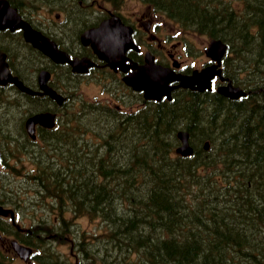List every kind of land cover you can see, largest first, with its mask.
I'll return each mask as SVG.
<instances>
[{
  "label": "trees",
  "instance_id": "obj_1",
  "mask_svg": "<svg viewBox=\"0 0 264 264\" xmlns=\"http://www.w3.org/2000/svg\"><path fill=\"white\" fill-rule=\"evenodd\" d=\"M10 1L27 11L48 4ZM60 1L79 19L80 0ZM143 1L186 30L226 41L225 74L252 85L250 91L230 99L180 90L129 113L94 104L84 118L86 104L59 107L15 90L8 103L0 89L7 109H0L6 143L0 151L7 146L23 168L6 164V173L22 175L34 194L11 188L2 176L0 191L12 203L26 198L57 214H34L29 231L13 233L40 250L35 264H264V0ZM53 106L60 108L58 125L39 129L37 147L23 120L12 116ZM15 121L18 137L10 131ZM184 127L195 149L190 156L176 151V132ZM82 217L97 223L79 228ZM61 239L75 251L70 260L55 248ZM4 259L0 264H11Z\"/></svg>",
  "mask_w": 264,
  "mask_h": 264
},
{
  "label": "flooded vegetation",
  "instance_id": "obj_2",
  "mask_svg": "<svg viewBox=\"0 0 264 264\" xmlns=\"http://www.w3.org/2000/svg\"><path fill=\"white\" fill-rule=\"evenodd\" d=\"M83 1L80 0L83 8H81L82 12L77 20L72 19V14L68 11V8L62 5L63 10L55 14L56 18H53L55 22L59 21L60 24L58 27L49 25L45 29L33 21L31 22L36 28L49 36L50 39L54 40L60 49L68 52L71 58L77 57L79 60H82L83 66L87 65L86 69L82 67V70H75L70 62H57L53 58L44 55L31 43L23 42L21 38V34H23L22 29H11L9 27L0 29V35H2L0 36V40L14 37V46H17L21 40L22 45L29 48L30 51L25 57L15 59L10 44L2 42L0 46L6 52L7 61L13 74L20 77L34 91L40 90V71L47 69L50 72L49 84L66 96V102L69 103L74 96H79V86L84 81H93L100 86L104 93H108L106 95L108 98L107 102L99 99L95 101L99 104L115 107L121 113H129L146 105L149 106L152 100L163 101L165 99L164 96L160 99L147 98L144 89H136L125 81V77L137 71L140 66L148 65L151 55L155 63L171 67L176 73L182 74H190L195 69H202L215 62L205 53V48L202 50L205 56L203 53L199 55L197 52L198 56L195 59L200 60V62L197 63L196 60H193L192 55L196 54V51L191 46L192 38H190L189 34H184L185 30L180 23L175 22V20L168 17L163 11L156 9L146 1L139 0L140 2L135 4H125V2L121 4L109 3L110 7L106 8L99 4V2H94L93 0L91 2ZM60 14L64 15V19L58 18ZM111 15H117L119 17L120 23L122 24L121 35L123 41L126 42V39H130L131 37L132 45L126 47L122 55L115 54L110 61L100 57L95 52L92 43H84L82 34L89 28L100 26ZM30 18H33V14ZM169 24H173V26ZM31 54L34 55L32 56ZM35 55L38 58H35ZM224 61L225 57L222 60L221 67L224 78H226ZM110 62H112L113 66L110 65ZM219 79L220 76L214 77L212 89L199 90L197 88H189L191 90L188 91L206 95L212 92L211 90H216L218 86L226 83L224 80L220 81ZM174 83L177 84L178 81L173 80L172 84ZM0 87L6 90L11 97H13L12 89L16 90L19 94L31 95L21 91L12 83L1 85ZM179 88L181 87L174 88L172 95ZM32 96H34L35 100L38 99V101H43L45 104H57L55 99L45 94ZM80 97L77 99L74 98L73 102L77 105L83 103L88 107H92L91 105L95 104H89L86 99H84V102ZM119 100L123 103H118ZM19 104L18 107L24 109L20 100ZM125 104H129V108H126ZM25 115L26 119L29 114L25 112ZM41 128L45 127L38 125L37 131L39 132ZM6 218L0 217V221L6 222ZM20 229L21 227L18 226V230ZM11 240L12 237L5 234L0 238L2 246H8L12 249ZM21 243L27 245L23 241ZM15 255L23 262L30 260H24L19 254L17 255L15 253Z\"/></svg>",
  "mask_w": 264,
  "mask_h": 264
},
{
  "label": "water",
  "instance_id": "obj_3",
  "mask_svg": "<svg viewBox=\"0 0 264 264\" xmlns=\"http://www.w3.org/2000/svg\"><path fill=\"white\" fill-rule=\"evenodd\" d=\"M6 27H10L11 29L22 28L25 39L55 61L70 62L75 70H82V67L83 69L87 68V65H82V60L70 59L68 53L60 50L53 40H50L49 37L34 29L32 25L18 13L17 8L10 5L8 0H0V29ZM121 28L122 24L120 23L119 17L113 15L109 19L103 21L100 26L86 30L82 34V40L84 43H92L95 52L98 53L100 57L111 61L115 54L122 55L125 48L132 45L131 37L130 39H126V42L123 41ZM226 50L227 44L223 40L213 38L206 48V53L217 61L216 64L207 66L201 71H195L192 75L175 73L169 67L156 64L151 55L150 63L140 66L137 71L130 73L125 77V81L136 89H144L146 97L151 99H160L164 95L170 98L171 91L174 88V85L170 83L173 80H180L179 85L183 87L198 88L200 90L211 88V80L216 75H221V69H217V67L221 64ZM110 65L113 66L112 62H110ZM49 78V71L46 69L41 70L39 73V84L44 92L34 91L26 86L18 76H14L11 73L6 61V53L0 50V84L13 82L24 92L30 94L46 93L59 104H62L65 97L48 85ZM218 91L231 98H237L245 94L240 87L234 86L231 82L220 86ZM56 117V112L51 110L34 113L26 120L28 134L35 139L37 136V124L52 128L56 124ZM177 137L180 140L177 152L182 155H191L194 152V148L190 143V132L186 129H180L177 131ZM205 147L209 148L208 141L205 143ZM9 212L14 215L12 210L0 205V214L6 215ZM12 243L21 257L26 259L29 256L31 248L21 245L17 241H13Z\"/></svg>",
  "mask_w": 264,
  "mask_h": 264
},
{
  "label": "rangeland",
  "instance_id": "obj_4",
  "mask_svg": "<svg viewBox=\"0 0 264 264\" xmlns=\"http://www.w3.org/2000/svg\"><path fill=\"white\" fill-rule=\"evenodd\" d=\"M46 1H48L47 6H45V7L40 6V7H36L35 9L32 8L31 11H28V13H26V11H24V14L30 15V16L33 14V22L35 24L45 28V29H47V27L49 25H52L54 27H58L60 24L59 21L55 22L53 20V18H56L55 14H57L61 10H63L62 5L66 6L71 11L69 4L64 2V1H60V0H46ZM138 2H140V1L139 0H126L125 4H135ZM99 4H101L105 8L110 7L109 3L104 2L103 0H99ZM80 8H83V7L80 5ZM58 18L64 19V15L60 14ZM169 25L173 26V24H169ZM186 34H189L190 38H192V45L191 46L196 51V54H194V55L191 54L194 58L193 60H196L197 63H199L200 60L195 59L198 56L197 52L199 55H201L203 53V55L205 56V54H204V52H202V50L207 45L209 38H207L206 35H202V34H196V33H186ZM14 41H15L14 37H8L6 39L0 40L1 43L2 42L8 43L12 46L13 55H14L15 59L25 57L30 51L29 48L26 47L25 45H22L23 40L22 41L20 40V42L18 43L17 46H14V44H13ZM16 41H18V39H16ZM31 55L33 56L34 54H31ZM31 55H28V56H31ZM35 58H38V57L36 56ZM78 93H79V95L81 94L80 96L84 97L88 102L95 101L97 99H99L103 102L108 101V98L106 97V95L108 93H104L102 91V89L100 88V86H98L93 81H89V82L84 81L79 86V92ZM3 95L6 96L7 94H3ZM7 100L9 103L11 98H7ZM118 103H123V102L121 100H119ZM125 107L129 108V104H125ZM10 108L13 110V108H15V107L10 105L8 107V110ZM0 109L2 111H4V110L7 111V109L4 108L3 104H0ZM91 109H92V107L86 108L84 111L81 112V116H83L85 118L87 116V113ZM12 110L10 112L11 114H13ZM13 112H17V111L13 110ZM19 114L20 115H16V116H12V117H15L16 121L18 120L19 123L20 122L22 123V120L24 118V113L21 111V113H19ZM16 121L13 122V124L10 127V128H12V130H10L12 135L11 134L10 135L18 137V136H20L18 134V131H19L18 130V124L19 123ZM20 127H21V125H20ZM0 138H1L0 139V148H2L5 145L4 144L5 139L3 136H0ZM217 138L218 137H214L215 140H217ZM36 146L37 147L42 146V142H40L39 144H36ZM23 165L26 167V166L30 165V162L27 159H25ZM10 166H16L18 169L23 170V168L21 167L22 165L17 166V162L15 161V159L11 160ZM3 170H4V168H2V165L0 164V175L3 177V178L2 177H0V178H2L4 181H6L7 185H10V187L13 189H18L22 193L27 192L29 195L34 194V191L31 190L30 185L28 183H26L25 181L24 182L22 181V179H23L22 175H10ZM0 197H1L0 199L8 200L6 202L10 203V204H4L5 206L13 207L16 209V212H17L16 214L18 217L17 219L20 221L18 223L21 224V226H24V227H26V225L31 226L33 224V220H34V214H36V216H39L41 218L46 217L45 212L43 211V208L41 207V205H39V208H37V210H35V208L31 206V203L27 202L26 198L22 200V203L14 205V203L11 202V198L7 197V194L4 195L3 192H1V191H0ZM27 207H28V209H27ZM37 207H38V205H37ZM30 210H34V213H32V215H30V213H31ZM65 214L67 217L71 216V213L69 211ZM51 215H52V217L57 216V214H55V212H52V214L48 215V217ZM5 221L10 222V219L6 218ZM96 223H97V221L92 222V221L88 220V218L82 217V218H79L78 226H79V228L90 229ZM9 236H11V235H9ZM59 242L61 244L58 243L55 245L57 252L61 256L67 257L69 260L72 257H74L75 251L72 250L70 243L65 239L64 240L61 239ZM0 249L2 250V253L5 254L11 260L12 264H34L35 263V261H33V260H29L28 262L21 261L20 259H18L16 257L15 253L12 251L11 248H9L8 246H6V247L2 246L1 241H0Z\"/></svg>",
  "mask_w": 264,
  "mask_h": 264
},
{
  "label": "bare ground",
  "instance_id": "obj_5",
  "mask_svg": "<svg viewBox=\"0 0 264 264\" xmlns=\"http://www.w3.org/2000/svg\"><path fill=\"white\" fill-rule=\"evenodd\" d=\"M148 12V11H147ZM161 14V13H160ZM52 31V30H51ZM259 91V90H258ZM119 93V92H118ZM264 103V102H263ZM55 105V104H54ZM95 106V105H94ZM45 108V107H44ZM236 108V107H235ZM84 111V110H83ZM60 116V115H59ZM87 132V131H86Z\"/></svg>",
  "mask_w": 264,
  "mask_h": 264
}]
</instances>
